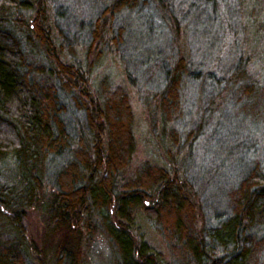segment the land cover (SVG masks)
<instances>
[{
	"label": "trees",
	"instance_id": "1",
	"mask_svg": "<svg viewBox=\"0 0 264 264\" xmlns=\"http://www.w3.org/2000/svg\"><path fill=\"white\" fill-rule=\"evenodd\" d=\"M50 1L0 0V264H90L97 237L111 246L112 264H262L264 164L254 162L229 190L228 211L211 226L183 175L192 140L181 144L175 127L189 75L184 57L149 98L152 110L146 104L152 152L136 162L132 94L98 69L107 55L120 60L123 32L114 23L141 0H111L92 23L84 57L63 45ZM250 20L264 48V9ZM242 53L226 90L237 92L235 107L259 112L261 87L245 64L251 53ZM69 105L83 120L75 128ZM36 212L41 239L28 226ZM143 219L160 231L164 251L146 239Z\"/></svg>",
	"mask_w": 264,
	"mask_h": 264
},
{
	"label": "rangeland",
	"instance_id": "2",
	"mask_svg": "<svg viewBox=\"0 0 264 264\" xmlns=\"http://www.w3.org/2000/svg\"><path fill=\"white\" fill-rule=\"evenodd\" d=\"M110 1L51 0L55 28L66 37L63 45L80 50L84 57L90 46L92 23ZM255 9H264L263 0H161L158 4L141 0L137 9L125 10L114 23L115 34L123 32L120 60L107 55L98 69L100 76L107 75L132 94L140 143L136 162L141 163L153 145L146 104L152 110L149 98L164 91L167 71L181 57L186 59L189 75L182 91L184 112L175 127L181 134V144H188L192 137L182 172L210 226L228 211L229 190L254 162L264 164V106L259 112L245 105L235 107L232 101L238 98L237 92L227 93L225 83L236 60L246 57L242 50L249 51L251 58L245 64L261 87L260 100H264V48L255 44L258 33L250 20ZM209 74L216 83L208 79ZM66 120L71 128L83 121L70 105ZM140 224L148 242L164 251L160 231L148 220ZM28 226L35 238L41 239L43 222L37 212L30 214ZM112 255L109 243L97 237L87 259L90 264H112Z\"/></svg>",
	"mask_w": 264,
	"mask_h": 264
}]
</instances>
